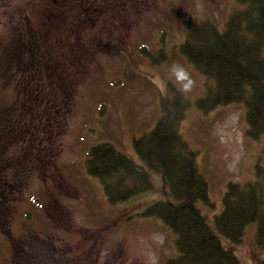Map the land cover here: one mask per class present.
<instances>
[{
    "label": "rangeland",
    "instance_id": "obj_1",
    "mask_svg": "<svg viewBox=\"0 0 264 264\" xmlns=\"http://www.w3.org/2000/svg\"><path fill=\"white\" fill-rule=\"evenodd\" d=\"M3 1L19 7L28 0ZM240 8L235 0H151L145 11L134 9L130 26L117 22L110 27L117 40L113 37L101 54L88 57L85 72L75 80L79 84L61 89L55 102L52 96L49 101L43 97L42 106L33 101L32 119L30 106L20 107L27 121L16 125L17 133H0V165L14 183L11 195L0 197V222L3 216L12 219L4 225L8 233L0 231V264H167L176 256L172 232L160 219L143 216L148 206L166 197L160 173L146 168L153 189L112 205L100 180L86 171L89 149L101 142L143 165L133 139L154 128L161 117L160 100L173 89L188 101L179 132L196 152L208 182L215 208L201 201L198 207L215 229L228 184L255 181L258 165L264 171V135L247 137L243 104L208 112L197 108L215 81L189 64L180 45L189 20L224 28ZM3 12L0 7V20ZM6 34L0 23V41ZM143 48L153 56L165 51V57L153 64ZM173 65L189 73L193 84L188 91L182 90ZM18 95L22 101L29 94L0 87V112L10 111ZM6 124L9 130V120ZM255 234L256 225L250 224L243 242L234 247L242 264H264Z\"/></svg>",
    "mask_w": 264,
    "mask_h": 264
},
{
    "label": "trees",
    "instance_id": "obj_2",
    "mask_svg": "<svg viewBox=\"0 0 264 264\" xmlns=\"http://www.w3.org/2000/svg\"><path fill=\"white\" fill-rule=\"evenodd\" d=\"M235 1L241 8L231 14L224 28L189 20L180 52L199 74L215 81L197 101V108L208 112L243 104L246 135L258 140L264 135V0ZM141 53L153 64L165 57V51L153 56L148 48ZM173 90L160 100L161 117L154 128L133 139L143 165L113 144L101 142L89 149L86 171L100 180L112 205L153 189L146 168L162 175L166 197L148 206L143 216L160 219L175 236L177 254L167 264H242L234 247L243 242L250 224L256 225L257 248L264 249V171L258 165L255 181L228 184L214 229L198 207L201 201L215 208L208 182L200 172L196 152L179 132L188 101L182 92ZM11 221L10 216H3L0 231L5 233L4 225Z\"/></svg>",
    "mask_w": 264,
    "mask_h": 264
},
{
    "label": "flooded vegetation",
    "instance_id": "obj_3",
    "mask_svg": "<svg viewBox=\"0 0 264 264\" xmlns=\"http://www.w3.org/2000/svg\"><path fill=\"white\" fill-rule=\"evenodd\" d=\"M150 3L151 0H28L14 7L8 1L1 2L4 16L0 23L7 34L0 41V87L29 95L22 101L20 95L16 96L8 107L10 111L1 110L0 133H17L16 125L27 121L26 116L22 117L23 105L30 106L28 114L32 119L33 107L42 106L39 102H44L43 97L49 101L52 96L55 102L60 99L61 89L75 87V80L85 72L88 57L101 54L113 37L117 40L110 27L117 22L130 26L134 9L145 11ZM7 120L9 130L5 128ZM7 175L5 165H0L1 198L11 195L14 185L8 182Z\"/></svg>",
    "mask_w": 264,
    "mask_h": 264
},
{
    "label": "clouds",
    "instance_id": "obj_4",
    "mask_svg": "<svg viewBox=\"0 0 264 264\" xmlns=\"http://www.w3.org/2000/svg\"><path fill=\"white\" fill-rule=\"evenodd\" d=\"M172 72L175 75L178 82L182 85L183 91H188L193 84L189 73L180 65H173Z\"/></svg>",
    "mask_w": 264,
    "mask_h": 264
}]
</instances>
